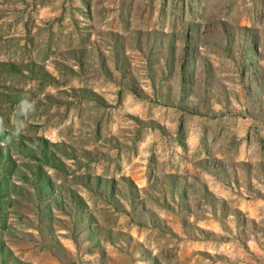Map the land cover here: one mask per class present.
<instances>
[{
	"label": "rangeland",
	"instance_id": "374dc122",
	"mask_svg": "<svg viewBox=\"0 0 264 264\" xmlns=\"http://www.w3.org/2000/svg\"><path fill=\"white\" fill-rule=\"evenodd\" d=\"M0 128V264H264V0H0Z\"/></svg>",
	"mask_w": 264,
	"mask_h": 264
},
{
	"label": "clouds",
	"instance_id": "9594fccd",
	"mask_svg": "<svg viewBox=\"0 0 264 264\" xmlns=\"http://www.w3.org/2000/svg\"><path fill=\"white\" fill-rule=\"evenodd\" d=\"M34 110V103L29 101L28 99L24 98L21 99L18 105V112L19 115L23 116L26 115ZM23 130V122H19L14 131L7 137L8 141L10 142L13 138H18ZM3 129L0 128V134L3 133Z\"/></svg>",
	"mask_w": 264,
	"mask_h": 264
},
{
	"label": "trees",
	"instance_id": "16d2710c",
	"mask_svg": "<svg viewBox=\"0 0 264 264\" xmlns=\"http://www.w3.org/2000/svg\"><path fill=\"white\" fill-rule=\"evenodd\" d=\"M3 139V138H2Z\"/></svg>",
	"mask_w": 264,
	"mask_h": 264
}]
</instances>
